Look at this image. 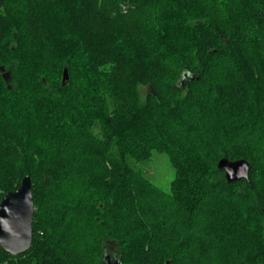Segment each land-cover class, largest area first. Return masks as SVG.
I'll return each mask as SVG.
<instances>
[{
	"label": "trees",
	"instance_id": "1",
	"mask_svg": "<svg viewBox=\"0 0 264 264\" xmlns=\"http://www.w3.org/2000/svg\"><path fill=\"white\" fill-rule=\"evenodd\" d=\"M27 176L0 264H264V0H0V203Z\"/></svg>",
	"mask_w": 264,
	"mask_h": 264
},
{
	"label": "water",
	"instance_id": "2",
	"mask_svg": "<svg viewBox=\"0 0 264 264\" xmlns=\"http://www.w3.org/2000/svg\"><path fill=\"white\" fill-rule=\"evenodd\" d=\"M69 82V73L64 71L63 84ZM218 168L224 170L227 181L233 183L250 177V163L247 160L230 161L223 158ZM35 204L31 177L23 179L20 187L6 194L0 203V247L13 256L29 251L33 244V221ZM106 264H122L107 256Z\"/></svg>",
	"mask_w": 264,
	"mask_h": 264
},
{
	"label": "rangeland",
	"instance_id": "3",
	"mask_svg": "<svg viewBox=\"0 0 264 264\" xmlns=\"http://www.w3.org/2000/svg\"><path fill=\"white\" fill-rule=\"evenodd\" d=\"M148 89L144 88L142 93L145 95ZM139 168L144 175L155 185L167 191L174 179V169L165 154L154 153L152 159L146 163L140 164Z\"/></svg>",
	"mask_w": 264,
	"mask_h": 264
}]
</instances>
